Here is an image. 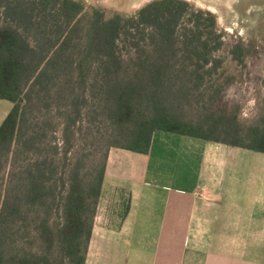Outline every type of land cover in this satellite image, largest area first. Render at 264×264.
<instances>
[{
    "label": "trees",
    "instance_id": "1",
    "mask_svg": "<svg viewBox=\"0 0 264 264\" xmlns=\"http://www.w3.org/2000/svg\"><path fill=\"white\" fill-rule=\"evenodd\" d=\"M87 12L80 0H0V98L13 103L0 125V172L11 166L0 264H86L113 148L148 154L166 131L264 153V116L245 126L226 103L215 13L187 0ZM247 53L231 49L241 65ZM88 106L99 156L72 141ZM55 116L63 146L49 147Z\"/></svg>",
    "mask_w": 264,
    "mask_h": 264
},
{
    "label": "crops",
    "instance_id": "2",
    "mask_svg": "<svg viewBox=\"0 0 264 264\" xmlns=\"http://www.w3.org/2000/svg\"><path fill=\"white\" fill-rule=\"evenodd\" d=\"M156 134L148 154L110 150L103 194L121 190L130 210L123 218L122 208L110 207L100 220L102 196L86 264H264V172L258 162L243 160L244 148L194 137L180 140L184 160H155ZM173 162L193 174L176 185L172 171V185L157 183L161 167ZM157 197L167 198L164 208L154 205ZM135 243L140 252L128 255Z\"/></svg>",
    "mask_w": 264,
    "mask_h": 264
},
{
    "label": "rangeland",
    "instance_id": "3",
    "mask_svg": "<svg viewBox=\"0 0 264 264\" xmlns=\"http://www.w3.org/2000/svg\"><path fill=\"white\" fill-rule=\"evenodd\" d=\"M84 2L88 8L87 14L91 15L93 8L101 9L105 12L106 17H112L120 14L122 16H131L146 3L152 0H80ZM196 8L212 11L218 19V26L223 33L224 46L217 53L224 59V66L221 72L225 78H230L231 82L225 89V100L229 108L236 110L240 122L245 125L258 124L264 116V0H187ZM241 44L248 50L245 63L239 64L233 59L231 49L234 45ZM91 105V103H90ZM13 103L7 99L0 98V124L11 111ZM90 107L83 117L79 126L83 127L78 130L74 138V149L85 148L92 150L94 154L99 156L103 143L96 142L98 127L96 123L91 122ZM36 114V113H35ZM38 115V113H37ZM56 115V110L52 109L51 116ZM39 116V115H38ZM46 116V113H44ZM53 121L56 124V138H49L47 143L50 145L58 143L63 146V125L62 119L55 116ZM88 128V129H87ZM91 128V129H90ZM91 130L88 132V130ZM88 132V133H87ZM155 160L157 157L166 161L186 158V148L180 140L192 139L184 135L170 133L166 131H157L155 136ZM244 150V149H243ZM248 156H242V159L251 158L258 162L259 170L264 172V153L253 150H246ZM153 159L151 162V171L157 169V164ZM248 160V159H247ZM167 161V162H168ZM174 161V162H175ZM161 167L163 179L157 183L172 185L170 181L173 172L176 171L179 179L174 181L180 184V178L193 174L190 168L176 167L175 163ZM11 166L0 172V188L7 183L8 172ZM174 175V174H173ZM4 177V178H3ZM151 177V176H150ZM175 177V175H174ZM170 183V184H169ZM121 190L107 189L102 198V206L99 211L101 219L102 215L107 212V208L114 207L124 209V203L121 199ZM127 198V197H125ZM154 205L158 208H164L167 205V198L157 197ZM173 206L175 199L170 201ZM118 223V221H116ZM94 250L92 254H94ZM140 252L139 246L135 243L128 246L127 253L136 256ZM152 252V251H151ZM151 252L149 254L151 255Z\"/></svg>",
    "mask_w": 264,
    "mask_h": 264
}]
</instances>
